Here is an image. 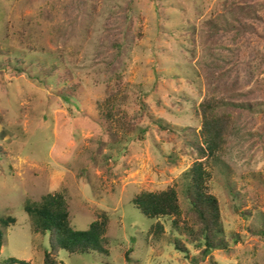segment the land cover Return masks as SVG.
Instances as JSON below:
<instances>
[{
	"label": "rangeland",
	"instance_id": "1",
	"mask_svg": "<svg viewBox=\"0 0 264 264\" xmlns=\"http://www.w3.org/2000/svg\"><path fill=\"white\" fill-rule=\"evenodd\" d=\"M0 52V264H44L25 205L56 193L76 230L108 216L110 252L57 264H264V0H0ZM207 99L230 117L210 161ZM198 161L223 223L208 255L189 231ZM171 188L177 229L132 203Z\"/></svg>",
	"mask_w": 264,
	"mask_h": 264
},
{
	"label": "trees",
	"instance_id": "2",
	"mask_svg": "<svg viewBox=\"0 0 264 264\" xmlns=\"http://www.w3.org/2000/svg\"><path fill=\"white\" fill-rule=\"evenodd\" d=\"M221 106L222 103L217 99H207L200 105L204 143L198 151L201 159H206L205 161L217 158L226 143L225 133L230 117L218 114ZM108 116L111 117V114ZM205 161L196 162L187 173V177L190 178L187 199L190 206L189 215L199 227L197 233L191 229L189 231L194 236L197 235L200 240L199 246L204 247L203 252L208 255L219 247L216 242L221 239L223 223L219 201L208 187L211 174L205 167ZM132 203L149 219L174 218L171 222L172 227L178 228L183 212L175 189L171 188L161 193L144 192L136 196ZM25 211L32 219L36 233L49 235L50 249L45 253L44 264H57L55 257L63 250L69 254L109 255V241L106 239L109 218L106 214L102 215L101 220L93 222L88 230H76L72 226L68 203L63 193L48 194L39 203L28 201ZM1 222L4 227H8L16 221L9 218ZM151 231L154 235H159L163 233L164 228L157 223L152 226ZM3 243L4 231L0 228V257ZM6 264L29 263L10 259Z\"/></svg>",
	"mask_w": 264,
	"mask_h": 264
}]
</instances>
